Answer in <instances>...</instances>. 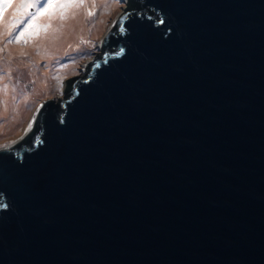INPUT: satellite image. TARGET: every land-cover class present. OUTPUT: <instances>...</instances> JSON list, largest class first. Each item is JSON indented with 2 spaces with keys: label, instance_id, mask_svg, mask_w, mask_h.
Returning a JSON list of instances; mask_svg holds the SVG:
<instances>
[{
  "label": "water",
  "instance_id": "1",
  "mask_svg": "<svg viewBox=\"0 0 264 264\" xmlns=\"http://www.w3.org/2000/svg\"><path fill=\"white\" fill-rule=\"evenodd\" d=\"M132 1L0 149V264H264V0Z\"/></svg>",
  "mask_w": 264,
  "mask_h": 264
},
{
  "label": "rangeland",
  "instance_id": "2",
  "mask_svg": "<svg viewBox=\"0 0 264 264\" xmlns=\"http://www.w3.org/2000/svg\"><path fill=\"white\" fill-rule=\"evenodd\" d=\"M96 1L0 0V91L12 90L0 97V149L7 151L38 131L40 116L33 114L41 115L46 103L69 99L120 19L139 5ZM55 4L62 11L58 19L57 8L49 10ZM76 4L80 13L68 16ZM41 17L45 23L38 25Z\"/></svg>",
  "mask_w": 264,
  "mask_h": 264
},
{
  "label": "bare ground",
  "instance_id": "3",
  "mask_svg": "<svg viewBox=\"0 0 264 264\" xmlns=\"http://www.w3.org/2000/svg\"><path fill=\"white\" fill-rule=\"evenodd\" d=\"M65 0H62V4H65V2H64ZM81 1H83V0H80V2ZM93 2H96V3H99V2H97L96 0H93ZM74 6H77V4L76 5H72L70 8H68V13H67V15L68 16H73V15H78L79 13H78V11L77 10H75V8H74ZM54 8H57V13H56V11H55V16L54 17H57V19H58V14H61L62 13V11L59 9V5L58 4H55V5H53L52 7H50V9L49 10H52L53 11V9ZM41 21L43 22V23H45L44 22V20H43V18L41 17V19H38L37 20V23H38V25H40V24H42L41 23ZM8 92H12V90L8 87V88H5L3 91H0V97L2 96L1 95V93H8ZM39 109V108H38ZM37 109V110H38ZM37 113V112H36ZM33 117H35L34 116V114H33ZM33 119V118H32ZM35 125V124H34ZM34 127V126H33ZM32 127V128H33Z\"/></svg>",
  "mask_w": 264,
  "mask_h": 264
},
{
  "label": "clouds",
  "instance_id": "4",
  "mask_svg": "<svg viewBox=\"0 0 264 264\" xmlns=\"http://www.w3.org/2000/svg\"><path fill=\"white\" fill-rule=\"evenodd\" d=\"M93 64H94V63H93ZM93 64H92V65H93ZM92 65H91V66H92ZM91 66H90V67H91Z\"/></svg>",
  "mask_w": 264,
  "mask_h": 264
},
{
  "label": "trees",
  "instance_id": "5",
  "mask_svg": "<svg viewBox=\"0 0 264 264\" xmlns=\"http://www.w3.org/2000/svg\"><path fill=\"white\" fill-rule=\"evenodd\" d=\"M139 4V3H138Z\"/></svg>",
  "mask_w": 264,
  "mask_h": 264
}]
</instances>
